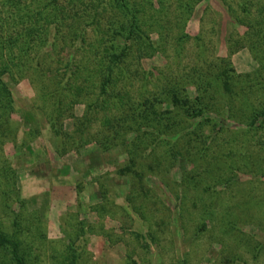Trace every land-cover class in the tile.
<instances>
[{
	"label": "rangeland",
	"instance_id": "obj_1",
	"mask_svg": "<svg viewBox=\"0 0 264 264\" xmlns=\"http://www.w3.org/2000/svg\"><path fill=\"white\" fill-rule=\"evenodd\" d=\"M127 2L138 16L131 40H118L130 44L128 69L87 121L90 96L81 86L70 96L66 76L92 73L107 29L127 21L118 4L0 0V229L26 264H264V115L251 122L264 106V64L263 83L253 74L264 0ZM173 89L206 106L185 115ZM147 96L164 134L138 139L121 115L105 138L104 121L138 117Z\"/></svg>",
	"mask_w": 264,
	"mask_h": 264
},
{
	"label": "trees",
	"instance_id": "obj_2",
	"mask_svg": "<svg viewBox=\"0 0 264 264\" xmlns=\"http://www.w3.org/2000/svg\"><path fill=\"white\" fill-rule=\"evenodd\" d=\"M115 2L118 4V7L122 11V15L124 16V18L127 19V21L121 20L118 22V24L113 26V28L109 26L112 28V29H107V30H110V32L108 33L110 36V39H109L110 41L109 43H105V44L104 42L102 44L100 42L99 44H101V46H99L98 49L94 50L95 53L92 59V73H87L85 75H82V77L80 76L79 79H80L81 84L76 79L78 77L77 67L68 71V74L66 76V79H68L67 81L70 84H71L70 82L71 80L75 81L74 85L76 84L75 87L74 86L69 87V83L67 82L68 91L70 92V96L71 94H73V91L75 92V94H73L74 97L79 96L80 93L74 89L78 86L79 87L81 86L80 88L82 87L84 88L85 96H87V98H89L90 96V100L88 101L89 103L87 104L84 114L82 115L84 116V119L87 121L88 119H86L87 117L86 115H91L93 111L99 108L105 109V103L108 100L109 89L112 86L116 78V75L121 74L125 72L126 69H128V64L126 65L124 61L126 58H128L130 44L126 43L125 41L122 42L123 44H120L118 40L119 39L131 40V37L134 36V29L138 27L137 25L138 16H136L137 9H134V8L132 9V7L129 6V3L127 2V0H115ZM242 8H244L243 5H242ZM36 13L39 14V13H42V11H37ZM52 14H53L52 20L54 21V23H56L57 21L61 22L65 18V15L64 14L62 15L60 10L54 9ZM95 15L98 16L97 12H95ZM248 28L252 34H257L258 33L257 31L261 27L258 26L255 22H252L248 24ZM74 33L75 35H77L76 31H74ZM254 42L256 43L257 40L254 39ZM263 64L264 63L258 64L257 68L255 69L253 73L255 80L257 79L258 81L259 80L262 81L261 72H263L264 68L260 69L258 67L263 66ZM4 68L5 67L0 66V69H1L0 70V88H3L4 90L7 91V89H5L6 88L5 85H3V87L1 86L3 83L1 75L5 71ZM142 76L147 77L148 74L143 73ZM88 78L89 79L91 78L98 82L89 83L90 81L87 82ZM222 78L223 77L220 78L222 80V84L223 86L227 88L231 78L233 77L227 76L223 79ZM263 81L261 83H263ZM61 90H63V88ZM95 90H98V91L95 93L94 92ZM1 91L2 89H0V93ZM168 92L171 98H174L175 100L173 101V104L177 106L181 105L182 107H184L185 115H194L197 112L201 111L202 108H204V106H206L201 100V97L199 98V96L197 95H194L193 102H192L190 99V96L187 95V93L184 95L181 94V96L179 95V99H178V95H177L178 92L176 91V89H173L172 92L169 90ZM1 98L2 96L0 94V99ZM154 100H155L154 98H149V96H147L141 102L137 103L136 106L138 108L137 110L139 111L138 115L141 117L133 116L131 118L130 113H128V111L127 112L125 111L124 114H118L120 116L114 118L115 121L106 119L104 121V124L107 127H109L108 128L109 137L106 136L105 138L107 139L109 138L110 141H113L116 135L119 134L120 129L117 128V126L122 128L121 127L122 122L125 123L127 121V117L121 116V115H128V125H126L127 124L126 123L124 127L128 129H132L136 138L143 139L144 136L147 134H153L152 135L153 138L162 136L164 134V129L169 128V127L167 125L168 123L163 122L164 124H160L162 129L158 128V129H155V131L153 130L152 122L157 121V120H159L160 122L162 120L161 119L162 117L160 116V114L156 115L157 108H156V104ZM9 101L12 103L11 99H9ZM59 105H60V100L58 102V106L54 107V111H55L54 115H59L60 111L58 112V110L61 109V107L59 109ZM254 114L255 115H253L251 122H255L259 115H264V106L262 108H259V110H257ZM64 134H67V131H65ZM171 135H174V138L176 139L172 147H170V151L174 152L177 150L176 149V146L178 145L177 138L179 136L176 137V134H171ZM0 248L6 250V254L8 253V255L3 256V257H7L6 259L10 260L12 263L26 264L23 254L20 252L18 241L1 229H0ZM4 260L5 259L2 258V260L0 261V264H6ZM71 264H75L74 258L71 261Z\"/></svg>",
	"mask_w": 264,
	"mask_h": 264
}]
</instances>
